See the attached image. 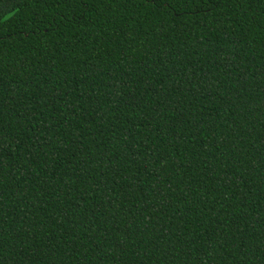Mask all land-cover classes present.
<instances>
[{
    "label": "trees",
    "instance_id": "1",
    "mask_svg": "<svg viewBox=\"0 0 264 264\" xmlns=\"http://www.w3.org/2000/svg\"><path fill=\"white\" fill-rule=\"evenodd\" d=\"M0 264H264V0H0Z\"/></svg>",
    "mask_w": 264,
    "mask_h": 264
}]
</instances>
